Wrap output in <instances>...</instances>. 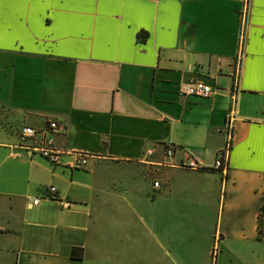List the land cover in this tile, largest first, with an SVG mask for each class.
Wrapping results in <instances>:
<instances>
[{
  "label": "crops",
  "instance_id": "1",
  "mask_svg": "<svg viewBox=\"0 0 264 264\" xmlns=\"http://www.w3.org/2000/svg\"><path fill=\"white\" fill-rule=\"evenodd\" d=\"M0 16V264H264V0H5ZM197 80L210 96L182 93ZM229 114L225 172L182 168L215 161ZM48 119L57 164L17 147Z\"/></svg>",
  "mask_w": 264,
  "mask_h": 264
},
{
  "label": "built area",
  "instance_id": "2",
  "mask_svg": "<svg viewBox=\"0 0 264 264\" xmlns=\"http://www.w3.org/2000/svg\"><path fill=\"white\" fill-rule=\"evenodd\" d=\"M243 20V17H242ZM243 43H244V35L240 32L239 37V46L241 48L238 54V61L242 59L243 56ZM184 95H195L200 97H208L212 94V87L203 82L202 80H197L185 87L182 90ZM228 124L222 128L220 131L225 135V147L220 151L219 156L215 159V161L209 166L204 167L202 165L197 164L192 161L189 157H185L181 162L180 166L182 168H192V169H201V168H210L213 171H217L220 174H223L226 170V158H227V150L231 143V125L230 118L231 114L228 115ZM61 129V125L55 119H48L45 122V125L40 129H35L31 126L23 125L18 131V142L17 147L29 151L30 153H36L41 157L48 160L51 164H57L59 152L53 146V135L57 133ZM75 161L72 163L73 168H82L86 164L87 155L81 152H76ZM165 154H172V147L167 146L165 148ZM154 188H160V184L157 180L152 182ZM56 188L51 185L47 188L46 193L43 195L44 198H54ZM38 199H33V203L37 204Z\"/></svg>",
  "mask_w": 264,
  "mask_h": 264
},
{
  "label": "snow or ice",
  "instance_id": "3",
  "mask_svg": "<svg viewBox=\"0 0 264 264\" xmlns=\"http://www.w3.org/2000/svg\"><path fill=\"white\" fill-rule=\"evenodd\" d=\"M5 0H0V9H2V6L4 4ZM101 2H105V0H101ZM131 2V0H129ZM0 39H2V16H0ZM2 46V44H0Z\"/></svg>",
  "mask_w": 264,
  "mask_h": 264
},
{
  "label": "trees",
  "instance_id": "4",
  "mask_svg": "<svg viewBox=\"0 0 264 264\" xmlns=\"http://www.w3.org/2000/svg\"><path fill=\"white\" fill-rule=\"evenodd\" d=\"M167 148V146L165 147ZM200 170H211L210 168H201ZM76 249H72L71 250V256L75 257V258H80L81 257V253H79L78 255L76 254ZM82 252V251H81Z\"/></svg>",
  "mask_w": 264,
  "mask_h": 264
},
{
  "label": "rangeland",
  "instance_id": "5",
  "mask_svg": "<svg viewBox=\"0 0 264 264\" xmlns=\"http://www.w3.org/2000/svg\"><path fill=\"white\" fill-rule=\"evenodd\" d=\"M210 260H211V257H210ZM203 263L202 264H204V259H203V261H202Z\"/></svg>",
  "mask_w": 264,
  "mask_h": 264
}]
</instances>
